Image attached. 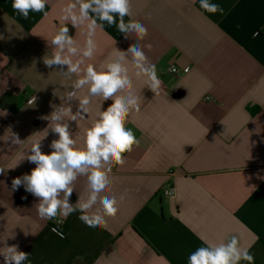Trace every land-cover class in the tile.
Wrapping results in <instances>:
<instances>
[{
    "label": "crops",
    "instance_id": "1",
    "mask_svg": "<svg viewBox=\"0 0 264 264\" xmlns=\"http://www.w3.org/2000/svg\"><path fill=\"white\" fill-rule=\"evenodd\" d=\"M69 2L48 0L44 12L25 19L12 0H0V248L18 245L30 254L25 264H188L205 241L227 243L235 235L254 264H264V0H210L223 15L205 12L199 0H131L132 16L124 19L147 28L143 40L107 23L97 29L96 54L85 64L99 70L116 48L139 43L162 83L154 94L128 64L139 111L125 127L139 145L112 168L102 193L115 196L119 210L98 228L86 226L79 212L60 215L61 238L51 219L38 216V199L23 186L13 190L12 180L36 166L26 159L34 142L52 151L58 136L50 114L67 106L78 78L44 64ZM67 27L83 46L86 30ZM172 66L185 72L171 74ZM78 103L71 101L73 113ZM111 103L94 97L85 117L69 121L77 147ZM12 133L22 142L11 143ZM166 185L173 198L162 195ZM88 194L87 178L78 177L70 203Z\"/></svg>",
    "mask_w": 264,
    "mask_h": 264
},
{
    "label": "clouds",
    "instance_id": "2",
    "mask_svg": "<svg viewBox=\"0 0 264 264\" xmlns=\"http://www.w3.org/2000/svg\"><path fill=\"white\" fill-rule=\"evenodd\" d=\"M47 3L48 0H12V8L27 19L29 12H44ZM199 4L205 12L224 14V9L210 0H199ZM125 16H132L131 0H70L62 8L64 24L52 37L50 45L55 51L44 59V64L48 68H59L64 75H76L78 78L72 84L73 90L66 94L67 106H53L50 114L51 131L58 136L50 144L52 151L45 154L41 151V141L34 142L26 159L36 166L30 174L12 180L13 190L23 186L26 192L38 199L37 213L41 219H55L58 215L66 218L79 212L78 218L86 226L98 228L105 225V216L114 217L119 210L115 196L102 193L110 186L112 168L123 166L126 162L124 154L139 145L134 132L125 127L130 112L139 111V96L134 91L128 64L134 66L136 77L145 78L148 89L154 94H159L162 83L155 64L149 61L139 43L130 45L126 51L116 48L99 70L94 64H85L96 54V32L97 29L102 30L105 23L115 25L125 38L134 34L137 40H143L147 36L148 30L142 23L134 19L125 22ZM67 24L86 30L83 46L69 35ZM258 35V32L254 33L253 38ZM170 71L175 72L176 69L170 68ZM85 89V94L78 97L77 92ZM94 97L111 100L112 103L99 112L98 118L85 132L83 146L77 147L69 131V121L76 122L78 118L85 117ZM73 100L79 102L75 113L71 106ZM8 140L13 144L22 142L15 133ZM0 173H4L3 168H0ZM81 176L87 178L89 194L87 199H78L72 204L70 197L77 178ZM97 203L99 208L92 211ZM62 223V220L57 221V224ZM51 231L63 238L59 228L53 227ZM204 243L206 246L198 247L188 256V264H241V261L254 264V256L247 247L241 246L235 235L227 243ZM29 255L20 251L18 245L0 248L4 264H25Z\"/></svg>",
    "mask_w": 264,
    "mask_h": 264
},
{
    "label": "built area",
    "instance_id": "3",
    "mask_svg": "<svg viewBox=\"0 0 264 264\" xmlns=\"http://www.w3.org/2000/svg\"><path fill=\"white\" fill-rule=\"evenodd\" d=\"M170 68H175L176 69V71L175 72H173V71H170V69H169V72L171 73V74H174V75H183V73L185 72L184 70L182 71V72H180L175 66H172V67H170ZM32 100H33V97H30L29 99H28V102H32ZM162 195L164 196V197H166V198H173L174 196H175V190H174V188L173 187H171V186H169V185H166L163 189H162ZM58 220H62V221H64L63 220V218L60 216V215H58L55 219H51V221H53V223L59 228V230H60V228L62 227V225H63V223L62 224H57V221Z\"/></svg>",
    "mask_w": 264,
    "mask_h": 264
}]
</instances>
